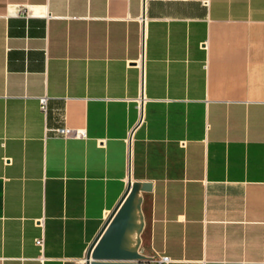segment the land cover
Wrapping results in <instances>:
<instances>
[{
  "label": "crops",
  "instance_id": "1",
  "mask_svg": "<svg viewBox=\"0 0 264 264\" xmlns=\"http://www.w3.org/2000/svg\"><path fill=\"white\" fill-rule=\"evenodd\" d=\"M128 182L140 254L264 264V0H0V264H84Z\"/></svg>",
  "mask_w": 264,
  "mask_h": 264
},
{
  "label": "water",
  "instance_id": "2",
  "mask_svg": "<svg viewBox=\"0 0 264 264\" xmlns=\"http://www.w3.org/2000/svg\"><path fill=\"white\" fill-rule=\"evenodd\" d=\"M150 191V184L128 182L118 203L90 243L84 264H146V256L138 252L143 227L140 210L141 193ZM135 234V241L130 236Z\"/></svg>",
  "mask_w": 264,
  "mask_h": 264
},
{
  "label": "built area",
  "instance_id": "3",
  "mask_svg": "<svg viewBox=\"0 0 264 264\" xmlns=\"http://www.w3.org/2000/svg\"><path fill=\"white\" fill-rule=\"evenodd\" d=\"M46 98L42 97L38 100L39 109L41 112H45ZM46 132H51L55 137L62 139H84L85 134L82 130H72L67 127L56 128L53 130H46ZM38 226H42V221L37 222ZM43 244L42 237L34 240V245L41 248ZM146 264H169V259L165 256L150 255L146 257Z\"/></svg>",
  "mask_w": 264,
  "mask_h": 264
},
{
  "label": "bare ground",
  "instance_id": "4",
  "mask_svg": "<svg viewBox=\"0 0 264 264\" xmlns=\"http://www.w3.org/2000/svg\"><path fill=\"white\" fill-rule=\"evenodd\" d=\"M135 234H132V236H130V239L134 242L135 241Z\"/></svg>",
  "mask_w": 264,
  "mask_h": 264
}]
</instances>
